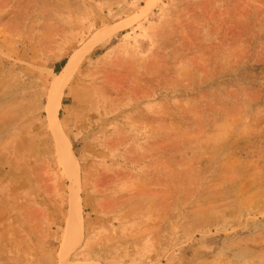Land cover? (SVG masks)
Segmentation results:
<instances>
[{"label": "rangeland", "instance_id": "374dc122", "mask_svg": "<svg viewBox=\"0 0 264 264\" xmlns=\"http://www.w3.org/2000/svg\"><path fill=\"white\" fill-rule=\"evenodd\" d=\"M147 1L0 0V264H264V0Z\"/></svg>", "mask_w": 264, "mask_h": 264}, {"label": "bare ground", "instance_id": "6f19581e", "mask_svg": "<svg viewBox=\"0 0 264 264\" xmlns=\"http://www.w3.org/2000/svg\"><path fill=\"white\" fill-rule=\"evenodd\" d=\"M159 0H148L145 9H150L158 3ZM117 28V27H116ZM115 31V27L98 30L96 31L89 40L77 49L70 56L69 61L64 66L61 72L51 71V77L48 86H51V91L49 94V107L48 114L51 126L57 133L60 142V153L61 160L68 169L72 178V202H71V213L68 219L67 228L64 233V244L63 247H69V250L75 249L84 235L83 219L79 208L80 201V174L76 168V163L78 158L72 148V145L65 135L62 129L60 108L63 105L64 93L66 87L72 81L76 71L88 54L97 47L105 38L111 35ZM100 92V91H99ZM81 205V204H80ZM80 209V210H79ZM68 250V251H69ZM66 252H63L65 255ZM80 264V263H79Z\"/></svg>", "mask_w": 264, "mask_h": 264}, {"label": "trees", "instance_id": "16d2710c", "mask_svg": "<svg viewBox=\"0 0 264 264\" xmlns=\"http://www.w3.org/2000/svg\"><path fill=\"white\" fill-rule=\"evenodd\" d=\"M66 64H67V58H65L61 62L57 63V65L55 67L56 72H61Z\"/></svg>", "mask_w": 264, "mask_h": 264}]
</instances>
